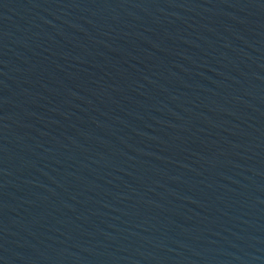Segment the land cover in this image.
<instances>
[{
    "label": "water",
    "instance_id": "obj_1",
    "mask_svg": "<svg viewBox=\"0 0 264 264\" xmlns=\"http://www.w3.org/2000/svg\"><path fill=\"white\" fill-rule=\"evenodd\" d=\"M0 264H264V0H0Z\"/></svg>",
    "mask_w": 264,
    "mask_h": 264
}]
</instances>
